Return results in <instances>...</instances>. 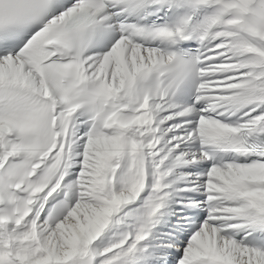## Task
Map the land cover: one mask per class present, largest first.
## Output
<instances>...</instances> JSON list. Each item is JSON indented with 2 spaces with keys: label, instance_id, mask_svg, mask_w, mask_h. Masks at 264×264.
Returning <instances> with one entry per match:
<instances>
[{
  "label": "snow or ice",
  "instance_id": "snow-or-ice-1",
  "mask_svg": "<svg viewBox=\"0 0 264 264\" xmlns=\"http://www.w3.org/2000/svg\"><path fill=\"white\" fill-rule=\"evenodd\" d=\"M0 264H264V0H0Z\"/></svg>",
  "mask_w": 264,
  "mask_h": 264
}]
</instances>
